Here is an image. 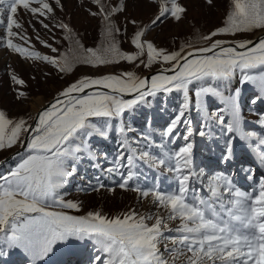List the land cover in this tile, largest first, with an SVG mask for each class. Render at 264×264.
Masks as SVG:
<instances>
[{
    "label": "snow or ice",
    "instance_id": "6c2138e0",
    "mask_svg": "<svg viewBox=\"0 0 264 264\" xmlns=\"http://www.w3.org/2000/svg\"><path fill=\"white\" fill-rule=\"evenodd\" d=\"M94 2L101 4V0ZM169 2L171 8L164 7L152 21L153 25L168 12L177 21L181 20L186 9L177 0ZM206 2L211 5L213 0ZM230 3L224 26L204 37L212 41L210 46L196 48L186 55L183 50L166 52L143 41L146 28L137 31L131 41L139 50L135 54L121 52L115 41L103 52L86 49L89 55L83 63L102 66L119 60L136 61L146 44L147 62L141 60L142 65L148 68L154 64L170 65L150 78H141L131 71L95 78L82 76L63 88L35 117L29 118L31 122L23 117L9 118L0 111V151L20 148L11 157L13 163L0 161V167L8 164L6 171H0V255L7 254L5 248L20 249L29 264H43L55 246L88 248L90 245L93 264H176L181 257L183 264H264V179L258 189L246 192L236 185L232 175L224 172L209 175L195 166L190 142L193 132L189 112L194 100L196 110L206 121L198 129L199 135L211 136L215 121L226 136L223 162L234 161V141L238 138L254 144L264 163V136L245 130L241 89L229 90L232 79L239 74V83L253 84L259 89L251 103L264 101V38L231 43L214 39L222 34L264 31V0H230ZM20 10L37 18L53 12L48 0H7L6 22L0 20L6 37L0 44L21 56L27 53L28 59L46 61L61 73H71L73 67L66 56L58 59L14 43L16 38L27 39L13 30L22 28L15 18ZM123 10L121 3L111 12ZM103 12L101 7L100 13ZM111 12L104 15V20L109 21L106 27L109 36L113 35ZM60 27L66 29L68 25ZM12 79L24 83L15 75ZM190 86L195 89L194 97ZM174 92L182 93L181 103L173 109L174 115L161 132L160 143L154 142L152 133H141L137 144L143 141V149L133 146L126 115L150 103V98L158 94ZM25 95L18 93L19 97ZM205 97L219 98L223 108L209 112ZM258 123L264 126V113L260 114ZM113 134L119 137V151L105 171L119 177L116 182L119 189L135 191L141 199L151 198L155 207L167 211L166 217L141 214L132 208L111 216L99 210L84 215L70 214L69 210L79 211L80 204L61 195L67 178L73 176L84 160L95 166L101 155L107 158L106 152L93 145L97 139L107 140ZM181 138L185 143L179 146ZM168 143L176 146L169 148ZM153 148L159 151L153 153ZM145 165L165 167L171 174L169 186L162 187L159 177L151 185L141 183L140 168ZM251 178L249 175L248 179ZM105 187L97 178L93 190ZM175 220L180 223L172 229L169 222ZM162 243L164 251L160 248Z\"/></svg>",
    "mask_w": 264,
    "mask_h": 264
},
{
    "label": "rangeland",
    "instance_id": "374dc122",
    "mask_svg": "<svg viewBox=\"0 0 264 264\" xmlns=\"http://www.w3.org/2000/svg\"><path fill=\"white\" fill-rule=\"evenodd\" d=\"M53 12L46 16L37 18L27 11L20 10L15 17L22 24L21 29L14 28L27 37L26 40L14 39L29 51H38L42 55L54 56L58 59L67 57L73 71L61 73L59 69L43 60L28 59L25 56L12 51L3 44H0V111H4L9 118L17 119L23 117L29 119L41 105L56 96L63 88L82 76L88 75L99 77L106 74L119 75L126 71L134 72L137 76L145 78V75L157 69H167L169 64H154L151 68L140 63L147 62V47L145 44L144 53L136 61L119 60L118 63L108 65H88L83 60L89 54L86 49L93 48L103 52L113 41L118 45L119 50L128 54L139 52L131 43L135 33L146 28L143 41L151 42L157 48H163L166 52L181 51L183 54L194 51L196 48L208 47L211 40L204 37L218 27L226 23V15L230 11V0H213L209 5L206 0H177L186 9L181 14V20L177 21L166 13L160 21L152 24V21L160 14L164 7L171 8L169 0H101L96 4L94 0H48ZM124 4L121 12H111L113 7ZM38 6V5H33ZM103 7L104 12L100 13ZM111 12L110 22L113 26V35L109 36L106 27L109 21L104 20V15ZM93 13H97L93 15ZM7 0H0V20L6 22ZM43 21V23H41ZM48 24L45 28L43 25ZM60 25H68L62 28ZM262 30H255L250 33H237L235 35L222 34L214 39L226 41L250 40ZM6 37L5 27H0V40ZM56 49V51H53ZM23 80L18 84L12 79ZM241 89L240 102L242 115L245 118V130L254 131L264 136V126L258 123L260 114L264 113V101L258 100L251 103L258 95L259 89L253 84L239 83V74L234 77L229 85V90ZM191 88V86H190ZM26 93L19 97L18 93ZM195 89L191 88V95L194 97ZM227 94V93H226ZM131 98V97H130ZM182 93L158 94L156 98H150V103L141 105L131 115H126L125 123L130 129L128 136L133 146L143 149V141L137 144L141 133H152L156 144L160 143L161 132L166 128L173 117V109L181 103ZM208 104V111L215 112L223 108L222 102L216 97H205ZM193 135L190 142L193 144L194 163L197 169H203L209 175L215 172H224L232 175L236 185L241 190L252 192L258 189L259 182L264 179V163L256 154L254 144L234 141L235 159L230 163L222 161V153L225 149L226 136L221 132L215 121L210 129L211 136L201 137L198 129L203 128L205 119L203 114L196 110L193 100V107L189 112ZM229 117L226 115L225 120ZM29 122L31 120L29 119ZM209 131V129H204ZM181 131H184L182 128ZM119 137L113 134L109 139H97L93 147L100 152H106L107 158L100 156L95 166L88 160L79 164L78 170L73 176L67 178L61 195L66 200L80 204L79 211L69 210L70 214L84 215L89 211H102L108 215H116L126 212L128 209H135L138 213L159 214L167 216L163 208L155 207L151 198L141 199L135 191L121 190L116 186L119 180L117 175L110 174L105 170L112 163L113 158L119 151ZM167 143V142H166ZM185 141L181 138L178 142L182 146ZM168 143V147H175ZM0 151V159L12 150ZM159 150L153 148L152 152ZM99 154V153H98ZM13 163L11 158L8 164ZM8 164L0 167V171H6ZM252 169L251 173L241 169ZM140 177L141 183L151 185L154 178L159 177L162 187H168V177L165 167L149 168L142 166ZM251 179H248V176ZM154 176V177H153ZM145 177L147 180L145 181ZM99 178L106 185L101 190H93ZM114 188L115 191H110ZM152 221H150L151 223ZM179 220L169 222V227L175 229ZM169 247H172L169 244ZM164 251V244L160 245ZM6 255H0V264H29L26 254L20 249H7ZM93 249L73 245L72 247L55 246L54 250L45 258L43 264H93L90 257ZM167 255V253H165ZM183 257L176 261V264H183Z\"/></svg>",
    "mask_w": 264,
    "mask_h": 264
},
{
    "label": "water",
    "instance_id": "95a60500",
    "mask_svg": "<svg viewBox=\"0 0 264 264\" xmlns=\"http://www.w3.org/2000/svg\"><path fill=\"white\" fill-rule=\"evenodd\" d=\"M264 38V31H262V33H259L258 35H254L250 40L256 42V38ZM230 43L232 41H229ZM187 54V53H186ZM185 54V55H186ZM161 69H157L154 71L149 72L148 74L145 75V78H150L152 74L159 72ZM55 98V96L50 99L49 101H47L46 103H44L43 105L40 106V108L35 112V114L33 115V117H35L37 115V113L42 110L44 107L48 106V104L53 101V99ZM126 98H130V97H126ZM20 151V148H16L14 150H12L11 152H9L7 155H5L3 158L0 159V161H4V160H9L16 152Z\"/></svg>",
    "mask_w": 264,
    "mask_h": 264
},
{
    "label": "bare ground",
    "instance_id": "6f19581e",
    "mask_svg": "<svg viewBox=\"0 0 264 264\" xmlns=\"http://www.w3.org/2000/svg\"><path fill=\"white\" fill-rule=\"evenodd\" d=\"M260 33H262V32H260ZM256 35H258V33H257ZM191 52H193V51H191ZM154 74H156V73H154ZM166 74H171V73H166ZM152 75H153V74H152Z\"/></svg>",
    "mask_w": 264,
    "mask_h": 264
},
{
    "label": "trees",
    "instance_id": "16d2710c",
    "mask_svg": "<svg viewBox=\"0 0 264 264\" xmlns=\"http://www.w3.org/2000/svg\"><path fill=\"white\" fill-rule=\"evenodd\" d=\"M154 177V176H153ZM160 182V181H159Z\"/></svg>",
    "mask_w": 264,
    "mask_h": 264
}]
</instances>
